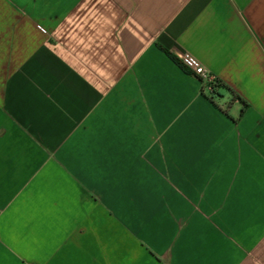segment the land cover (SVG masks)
I'll return each instance as SVG.
<instances>
[{"label": "crops", "instance_id": "1", "mask_svg": "<svg viewBox=\"0 0 264 264\" xmlns=\"http://www.w3.org/2000/svg\"><path fill=\"white\" fill-rule=\"evenodd\" d=\"M0 264H264V0H0Z\"/></svg>", "mask_w": 264, "mask_h": 264}, {"label": "built area", "instance_id": "2", "mask_svg": "<svg viewBox=\"0 0 264 264\" xmlns=\"http://www.w3.org/2000/svg\"><path fill=\"white\" fill-rule=\"evenodd\" d=\"M170 50L183 65L198 75L202 82V86L204 85L207 90H211L213 88V84H215L217 76L206 70L203 65L199 64L192 53L177 47Z\"/></svg>", "mask_w": 264, "mask_h": 264}, {"label": "trees", "instance_id": "3", "mask_svg": "<svg viewBox=\"0 0 264 264\" xmlns=\"http://www.w3.org/2000/svg\"><path fill=\"white\" fill-rule=\"evenodd\" d=\"M165 51L171 55L178 63H180L185 69L189 70L185 65H183L178 58H176L170 49L165 48ZM190 71V70H189ZM221 89L230 90L236 97L243 99L238 93H236L229 85H227L223 80L217 77L215 84H213V88L211 90H207L206 87L202 86V91L208 95L212 100H214L217 96L221 95Z\"/></svg>", "mask_w": 264, "mask_h": 264}]
</instances>
